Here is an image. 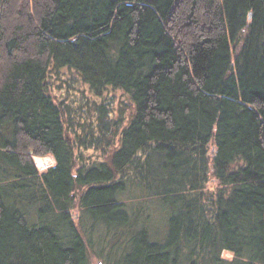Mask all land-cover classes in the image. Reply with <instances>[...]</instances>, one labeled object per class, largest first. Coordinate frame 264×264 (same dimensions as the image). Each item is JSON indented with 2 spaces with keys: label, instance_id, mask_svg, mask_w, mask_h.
<instances>
[{
  "label": "trees",
  "instance_id": "trees-1",
  "mask_svg": "<svg viewBox=\"0 0 264 264\" xmlns=\"http://www.w3.org/2000/svg\"><path fill=\"white\" fill-rule=\"evenodd\" d=\"M91 255L264 264V0H0V264Z\"/></svg>",
  "mask_w": 264,
  "mask_h": 264
},
{
  "label": "rangeland",
  "instance_id": "rangeland-1",
  "mask_svg": "<svg viewBox=\"0 0 264 264\" xmlns=\"http://www.w3.org/2000/svg\"><path fill=\"white\" fill-rule=\"evenodd\" d=\"M49 87L50 94L54 99L56 104L60 102H66L68 104H75L77 98L81 95L80 92H83L85 95H89L87 88L82 85L73 72L64 70L58 75H52L49 77ZM112 98V99H111ZM111 99L113 106L118 105L119 103L123 107H128V102L126 98L120 94V92L108 91L105 95V100ZM98 102H100L98 100ZM71 107L73 108L74 106ZM84 160L87 162H92L94 160L102 159V154L94 150L85 151ZM33 162L36 164L37 168L40 170H45L46 167L53 164V159L49 155H34L32 157ZM214 184V182H212ZM223 257L231 258L232 255L228 252H223ZM89 264H101V259H98L95 255L89 257Z\"/></svg>",
  "mask_w": 264,
  "mask_h": 264
},
{
  "label": "water",
  "instance_id": "water-1",
  "mask_svg": "<svg viewBox=\"0 0 264 264\" xmlns=\"http://www.w3.org/2000/svg\"><path fill=\"white\" fill-rule=\"evenodd\" d=\"M31 154V152H29Z\"/></svg>",
  "mask_w": 264,
  "mask_h": 264
}]
</instances>
